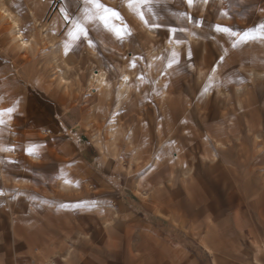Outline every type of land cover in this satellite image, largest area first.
I'll return each instance as SVG.
<instances>
[{
  "label": "rangeland",
  "instance_id": "rangeland-1",
  "mask_svg": "<svg viewBox=\"0 0 264 264\" xmlns=\"http://www.w3.org/2000/svg\"><path fill=\"white\" fill-rule=\"evenodd\" d=\"M4 2L27 37L51 29L72 67L67 76L84 88L55 86L45 43L15 50L0 21V160L14 181L0 176V264H215L200 237L216 247L217 264H255L251 242L264 245V77L252 82L243 68L264 71V0H96L131 30L124 41L95 16L93 0ZM61 9L93 45L75 38ZM168 42L180 45L172 67ZM150 49L164 55L152 71ZM220 59L225 95L212 75L198 80L197 68ZM121 63L137 90L115 112L114 96L103 101L85 86L101 66L115 90ZM248 84L251 94H238ZM113 113L124 132L111 148ZM67 178L76 185L62 192Z\"/></svg>",
  "mask_w": 264,
  "mask_h": 264
},
{
  "label": "bare ground",
  "instance_id": "bare-ground-1",
  "mask_svg": "<svg viewBox=\"0 0 264 264\" xmlns=\"http://www.w3.org/2000/svg\"><path fill=\"white\" fill-rule=\"evenodd\" d=\"M32 13L34 14V12ZM35 19H36L35 21L37 22L38 19L37 18ZM0 21L4 24L6 28V32L4 33V35L6 37L8 44L12 46L15 50H21L24 53H26L31 50H34L36 47H39L41 41L45 43L46 47L44 48L42 55L44 56L45 65L49 66L51 70L53 71L52 75H53L54 80L52 83H55L56 84L55 86L59 88H63L64 91L65 90L67 91L68 89L71 90L70 88H73V87L77 90L84 88L82 86L83 84L78 75L73 74L74 75L73 80L72 78L67 76L72 67L70 66V64H68L66 58L63 56L59 46L57 45L55 41L53 32L51 31L50 28L48 27L45 28V25H42L41 28L39 29L37 28L36 31L33 32V34L30 37H27L23 30L22 21H21L20 16L17 13H15L4 2V0H0ZM43 28H45L44 30L45 33L43 32ZM188 36H189L188 38L194 41V38L192 35L189 34ZM167 44H168L167 48L170 47L171 52H175L177 49H179L178 46H180V45H177L176 42H172V43L168 42ZM154 51H155L154 49H150V51H148L149 52L148 53L149 55L148 64L150 67V71L154 70L159 63L161 64L160 61L161 59H163L162 56H164V55L156 56L155 54H153ZM200 58H201V55H200ZM220 62H221V59L218 60L209 71L204 70L202 67L197 68L198 80L203 82L204 78L207 75H212L210 78H213L214 82L215 81L219 82L218 88H217V95H225L224 93L225 90H223L222 87L220 88L221 86L220 82H222L223 80L222 75L220 74ZM243 69L245 71V75H247L248 79L252 82H256L257 80L264 77L263 70L262 71L256 70L254 68H243ZM118 76L119 78H118L117 86L114 90L113 83L109 78L107 70L101 66H98V69L96 70L94 67H91L90 73L86 80V86H85L86 93L87 94L97 93L98 98H100L103 101L109 100L112 96H114V98L116 99V105H115L116 106L115 112H116L118 108L124 102H128L130 100V97L137 90V86L135 85L133 81L132 72L129 70L128 65H126L125 63L124 64L121 63L120 65H118ZM124 77H128V79L125 80ZM236 88H237L238 94L242 96L246 97L249 94H251L249 84L248 85H237ZM54 89H57V88H54ZM163 95L167 96L166 92L163 91ZM246 100H247V104L251 103V97H249ZM109 126L110 127L107 131V134L110 136L111 143H109V145L112 148L113 146H116L115 144L117 143V133L118 131H120L115 121V114L112 116V120L110 121ZM218 130L220 132L222 131L221 129H218ZM121 131H122V128H121ZM123 132L124 131H122V133ZM92 135L96 139L95 141L97 142V145L100 146L99 148L101 149V151L104 154H106L105 149H104L105 147L102 146V144H100V142L98 141V132L92 130ZM134 136H135V129H131L129 136H128V140H127L130 146H133L132 138ZM0 150H2L1 145H0ZM30 156L32 157L33 160L34 159L37 160V158H35L34 155H30ZM202 156H203V159H206V156L204 154H202ZM0 176L2 179L6 180L7 182H10L11 180V178L8 177V174L6 173L3 167V162L1 160H0ZM73 187H75V184L73 183V180L70 178L63 179L58 184V188L62 190V192L70 191L72 190Z\"/></svg>",
  "mask_w": 264,
  "mask_h": 264
},
{
  "label": "snow or ice",
  "instance_id": "snow-or-ice-1",
  "mask_svg": "<svg viewBox=\"0 0 264 264\" xmlns=\"http://www.w3.org/2000/svg\"><path fill=\"white\" fill-rule=\"evenodd\" d=\"M93 2L96 3V8L100 10L97 13H95V16L98 17V19L104 23L105 27H108L109 30L115 34L118 40L124 41L125 37L131 36V30L124 26V21L121 19L120 14L117 11L104 6L102 3L96 2V0H93ZM141 2L143 4H147L149 3V0H141ZM187 4L191 6L193 4V0H187ZM61 11L62 13H64L65 20L73 24L74 32L72 34L75 36V38L76 39L83 38L84 40L87 41V43L90 46L93 45V40L89 38L88 29L82 26L78 22L71 21L69 14L64 9H61ZM140 16H141V19L144 20V23H148V21L144 19L142 12L140 13ZM89 19H92V17H89ZM109 20H112L113 22L119 20L121 22V26L115 27L114 24L109 25ZM152 26L154 28H159L161 25L153 24ZM216 27H217V31H222V32L230 33L232 35H236V33H234L233 30L229 27L221 26V25H217ZM261 28L264 29V25H261ZM175 31H176L175 28L171 29V32H175ZM244 35L245 37H247L249 33L245 32ZM187 57L189 60L191 59L192 57L191 50L187 51ZM178 62H179L178 55L177 53L173 52L171 58L168 61V66L172 67L173 64H177ZM132 66L133 67L135 66V60H133ZM185 66L186 67L188 66L187 61L185 62ZM124 79L127 80L128 77H124ZM165 87H167V85H165ZM205 91H207V89H205ZM8 111L9 113H13L14 110L8 109ZM0 123H2V121H0ZM35 148H36V145H32L31 147H28L26 151L28 154H32L35 151ZM12 150H15V149H12Z\"/></svg>",
  "mask_w": 264,
  "mask_h": 264
},
{
  "label": "crops",
  "instance_id": "crops-1",
  "mask_svg": "<svg viewBox=\"0 0 264 264\" xmlns=\"http://www.w3.org/2000/svg\"><path fill=\"white\" fill-rule=\"evenodd\" d=\"M222 132L223 131H221L220 133L222 134ZM218 146L220 147V148H222V144L221 145H219L218 144ZM100 151H101V149H100ZM101 153L103 154V155H105L102 151H101ZM202 154H204V153H202ZM202 154H201V157H202V160L203 161H206V160H208L209 159V156L205 153L204 155L206 156V159H203V156H202ZM212 156V155H211ZM210 156V157H211ZM213 157H215V156H213ZM71 179V178H70ZM12 182H14V181H12ZM12 182H8V183H12ZM73 183H74V181H73ZM75 184V183H74ZM76 185V184H75ZM12 232H13V234L14 235H16V224L12 221ZM200 243H201V245L204 247V249L207 251V252H209V253H211V254H213V256H214V263L215 264H217V258H216V247H213V246H211V245H209L208 243H207V241L204 239V237H200ZM251 244H252V246H253V249H254V252H255V259H254V262H255V264H264L263 262L264 261H262L261 260V258L263 257V253H264V245H261V244H259L256 240H253L252 242H251ZM261 257V258H260Z\"/></svg>",
  "mask_w": 264,
  "mask_h": 264
}]
</instances>
